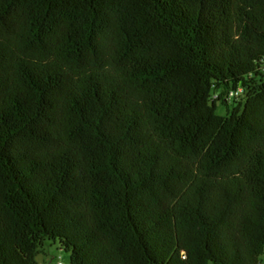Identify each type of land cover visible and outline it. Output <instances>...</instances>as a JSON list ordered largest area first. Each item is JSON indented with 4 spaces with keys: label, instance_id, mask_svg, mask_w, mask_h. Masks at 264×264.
Instances as JSON below:
<instances>
[{
    "label": "trees",
    "instance_id": "1",
    "mask_svg": "<svg viewBox=\"0 0 264 264\" xmlns=\"http://www.w3.org/2000/svg\"><path fill=\"white\" fill-rule=\"evenodd\" d=\"M46 241L263 264L264 0H0V264Z\"/></svg>",
    "mask_w": 264,
    "mask_h": 264
},
{
    "label": "rangeland",
    "instance_id": "2",
    "mask_svg": "<svg viewBox=\"0 0 264 264\" xmlns=\"http://www.w3.org/2000/svg\"><path fill=\"white\" fill-rule=\"evenodd\" d=\"M218 91H221V89ZM216 107V112L219 116H228L235 107V104L233 102H229L228 104L217 102ZM37 261L39 264H56L57 262L70 264V257L67 252L60 249L58 242L46 241L41 247ZM261 262L264 264V255L261 257Z\"/></svg>",
    "mask_w": 264,
    "mask_h": 264
},
{
    "label": "built area",
    "instance_id": "3",
    "mask_svg": "<svg viewBox=\"0 0 264 264\" xmlns=\"http://www.w3.org/2000/svg\"><path fill=\"white\" fill-rule=\"evenodd\" d=\"M226 95L225 98L228 100L234 99V98H240L242 91L240 89L234 91L232 89H226ZM221 91H214V98H218V96L220 95ZM56 264H62L61 262H57Z\"/></svg>",
    "mask_w": 264,
    "mask_h": 264
}]
</instances>
